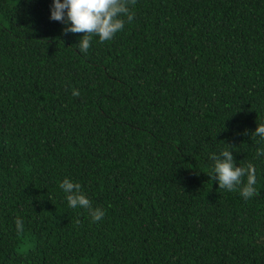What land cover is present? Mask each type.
I'll return each instance as SVG.
<instances>
[{"label":"trees","instance_id":"obj_1","mask_svg":"<svg viewBox=\"0 0 264 264\" xmlns=\"http://www.w3.org/2000/svg\"><path fill=\"white\" fill-rule=\"evenodd\" d=\"M50 4L0 0V264H264V0H132L86 52ZM222 148L254 196L209 177Z\"/></svg>","mask_w":264,"mask_h":264},{"label":"clouds","instance_id":"obj_2","mask_svg":"<svg viewBox=\"0 0 264 264\" xmlns=\"http://www.w3.org/2000/svg\"><path fill=\"white\" fill-rule=\"evenodd\" d=\"M131 3L132 0H51L49 18L62 22L64 32L83 33L77 46L81 52H86L93 35L101 42L111 40L123 29L125 18L128 21L133 19ZM73 94L77 93L74 91ZM252 133L264 140V121L257 123ZM257 153L264 155V147L257 148ZM210 159L213 163L208 175L217 181L219 188H238L241 196L246 199L254 196L257 178L252 163H248L246 167L235 163L228 148L220 149L219 153L212 152ZM59 186L64 192L68 206L88 209L93 221L104 216V210L92 206L78 182L65 176ZM15 227L18 231H23L22 218L15 219Z\"/></svg>","mask_w":264,"mask_h":264}]
</instances>
